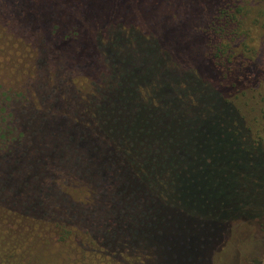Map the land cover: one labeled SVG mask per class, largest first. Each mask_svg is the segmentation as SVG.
I'll use <instances>...</instances> for the list:
<instances>
[{
    "label": "trees",
    "instance_id": "1",
    "mask_svg": "<svg viewBox=\"0 0 264 264\" xmlns=\"http://www.w3.org/2000/svg\"><path fill=\"white\" fill-rule=\"evenodd\" d=\"M233 5L0 0L6 47L33 65L0 99V264H173L179 245L204 264L238 228L243 253L264 249V206L202 231L206 205L182 196L220 162L238 197L243 178L264 184V130L245 112L264 128L248 93L262 73L238 52Z\"/></svg>",
    "mask_w": 264,
    "mask_h": 264
},
{
    "label": "rangeland",
    "instance_id": "2",
    "mask_svg": "<svg viewBox=\"0 0 264 264\" xmlns=\"http://www.w3.org/2000/svg\"><path fill=\"white\" fill-rule=\"evenodd\" d=\"M228 2L234 3L233 7L236 10L238 52H244V56L254 58L255 64L262 73L261 80L252 87L251 92H248L256 101L257 97L262 98L264 95V4L258 0H201V3L210 10H215L218 6H223ZM32 72V56L27 48L15 43L12 47H6L4 37L0 34V99L3 98L1 97L2 94L5 96V93L9 95L23 91V83ZM245 112L248 114V121L254 129L253 132L258 135L263 134L264 128L259 131L256 126L257 116L254 112V106L252 105ZM257 112L264 116L261 108ZM224 157H227L226 154ZM225 167L226 165L220 162L218 165H210L205 168L206 173L209 174L219 172L218 178L210 177L202 183L195 178L192 180L190 188L189 181L182 183L184 199H189V202L192 203L206 205V208L202 210V219H206V222L203 221V225H199V229L202 231H209L210 225L208 223L210 221L208 218H214L215 222L219 223L227 217L231 218V215L236 213L239 215L240 209L255 213L259 211L261 206H264V184L256 181L258 176L242 179V183L246 184L247 188L243 195L238 197L231 190V188L238 189V182L233 181L232 184H228L224 177ZM195 222L192 221V223ZM237 233L241 235L238 236V240L236 238ZM244 234L238 228V231H228L221 242L207 243L201 251L206 255L203 258L204 264H243L244 257V264H264V249L253 247L246 253L242 252V246L238 242L247 239ZM191 239L192 245L196 246L200 243L197 242L199 240L194 234ZM175 252L177 260L173 261V264H202L197 261L199 254L195 251L185 250L184 252V248L179 245Z\"/></svg>",
    "mask_w": 264,
    "mask_h": 264
}]
</instances>
